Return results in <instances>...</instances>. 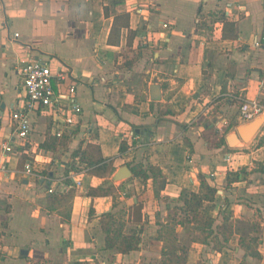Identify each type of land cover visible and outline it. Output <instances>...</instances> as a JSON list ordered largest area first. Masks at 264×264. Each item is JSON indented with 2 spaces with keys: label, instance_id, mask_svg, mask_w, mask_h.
Returning a JSON list of instances; mask_svg holds the SVG:
<instances>
[{
  "label": "crops",
  "instance_id": "obj_1",
  "mask_svg": "<svg viewBox=\"0 0 264 264\" xmlns=\"http://www.w3.org/2000/svg\"><path fill=\"white\" fill-rule=\"evenodd\" d=\"M32 59L72 72L57 88L77 80L74 135L30 110V139L16 136ZM253 99L259 117L264 0H0V264H161L169 222L179 264H264V122L247 141L238 132ZM138 163L158 166L164 186L135 175ZM124 165L131 175L115 179ZM206 183L210 226L185 206ZM69 191L64 216L52 204ZM107 213L138 248L106 246Z\"/></svg>",
  "mask_w": 264,
  "mask_h": 264
},
{
  "label": "built area",
  "instance_id": "obj_2",
  "mask_svg": "<svg viewBox=\"0 0 264 264\" xmlns=\"http://www.w3.org/2000/svg\"><path fill=\"white\" fill-rule=\"evenodd\" d=\"M164 27L169 23L164 22ZM15 36H19L18 33ZM260 45V41H256ZM24 87L26 98L24 107L12 113V119L16 125V136L25 142L30 139L32 130L30 110H40L49 118V131L56 137L72 136L76 127L82 121L83 107L76 97L77 80H71L65 89L57 88L56 83L61 86L71 77V71L65 68L53 69L52 66L41 59L27 61L23 68ZM58 86V87H59ZM263 111V107L256 99L244 101L240 106V117L244 120H252ZM3 148L8 151H15L16 146L10 143H3ZM229 155V154H228ZM227 155V157H228ZM5 166L3 165L2 168ZM25 172L28 174L39 175L35 164L32 161L26 163ZM73 184H80L81 181L74 176H69ZM69 183V184H70ZM64 186H66L64 184ZM54 192L53 187L49 188Z\"/></svg>",
  "mask_w": 264,
  "mask_h": 264
},
{
  "label": "trees",
  "instance_id": "obj_3",
  "mask_svg": "<svg viewBox=\"0 0 264 264\" xmlns=\"http://www.w3.org/2000/svg\"><path fill=\"white\" fill-rule=\"evenodd\" d=\"M62 143H66V140H62ZM128 146L129 145L125 141H123L120 147L121 152L126 150ZM143 165H144L143 163H138L137 165L132 167L134 174L137 176H142L145 179H148L151 174L153 175L155 181L157 183L159 182L162 188L166 182V178L162 170L158 166L152 164H148L146 168L143 167ZM204 186L206 191L200 194L191 193L189 195V198L187 197L185 199V206L187 210H191L195 213V217H199L200 219H202L204 226L206 225L210 226L214 220L205 217L201 218L198 212L204 200L215 198V193L217 188L208 183H206ZM72 193L73 191H69L63 193L61 196L57 195V197H55V199L53 200L52 208H58L59 206L62 207L65 205L67 206L68 201L72 196ZM157 195H159L158 190H157ZM59 211L64 216H67L69 214L68 206L66 209H60ZM107 215L110 217V220H108L104 226V231L106 232V240H105L106 246L115 247L124 253L138 248L139 242L141 241L140 236L137 233H130V234L123 233L122 224L113 227L112 222H114V220L112 218V213H107ZM176 225H177L176 222H169L167 225H162L161 232L159 233V238L161 240L163 239V241L165 242V248L162 251L161 264H179L180 262V258L175 257V251L167 249L168 246H177L179 243L178 238L175 234ZM223 245L224 243H220V245H218L217 248H222Z\"/></svg>",
  "mask_w": 264,
  "mask_h": 264
},
{
  "label": "water",
  "instance_id": "obj_4",
  "mask_svg": "<svg viewBox=\"0 0 264 264\" xmlns=\"http://www.w3.org/2000/svg\"><path fill=\"white\" fill-rule=\"evenodd\" d=\"M255 122H259V124H258L256 130L254 131V133H256V131L261 127L262 123L264 122V114L259 116V117H256L255 119L249 121L248 123H244L238 127V132L241 135V137H243L244 140L247 141L251 137V136L246 135L244 132L246 126L251 125ZM137 131H139V130L137 129ZM233 135L234 134H232V137H233ZM231 143L234 144V141L232 140ZM130 175H131L130 168L127 165H124L116 172L115 179H121V178L129 177ZM25 252H27V251H25Z\"/></svg>",
  "mask_w": 264,
  "mask_h": 264
},
{
  "label": "bare ground",
  "instance_id": "obj_5",
  "mask_svg": "<svg viewBox=\"0 0 264 264\" xmlns=\"http://www.w3.org/2000/svg\"><path fill=\"white\" fill-rule=\"evenodd\" d=\"M258 123L259 122H255V123H253V124H251V125H249V126H246V128L245 129H248L249 128V131H254L255 129H256V127L258 126ZM246 130H244V132H245ZM246 134V133H245ZM247 135V134H246Z\"/></svg>",
  "mask_w": 264,
  "mask_h": 264
}]
</instances>
